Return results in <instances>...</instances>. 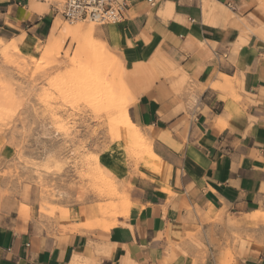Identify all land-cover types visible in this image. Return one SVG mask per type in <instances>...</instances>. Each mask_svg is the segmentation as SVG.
<instances>
[{"label": "crops", "instance_id": "obj_1", "mask_svg": "<svg viewBox=\"0 0 264 264\" xmlns=\"http://www.w3.org/2000/svg\"><path fill=\"white\" fill-rule=\"evenodd\" d=\"M44 6L0 0V38L46 40L57 15ZM101 28L127 73L152 68L123 82L126 118L148 137L158 170L98 156L130 202L108 229L77 204L43 217L35 194L20 185L6 195L0 179V264H264V245L249 238L228 263L188 239L198 211L256 222L264 200V0H132L122 21Z\"/></svg>", "mask_w": 264, "mask_h": 264}, {"label": "rangeland", "instance_id": "obj_2", "mask_svg": "<svg viewBox=\"0 0 264 264\" xmlns=\"http://www.w3.org/2000/svg\"><path fill=\"white\" fill-rule=\"evenodd\" d=\"M54 19L69 27L82 24L67 22L59 15ZM93 24L101 31L103 24ZM45 37L25 34L23 42L13 34L0 38V179L6 195H13L20 185L35 194L43 217H51L57 204H77L87 219H94L103 229L102 219L112 223L113 216L128 210L120 205L127 199L98 156L119 158L122 154L130 167L141 165L130 154L135 147L126 141L115 105L122 99L130 102L125 74L134 80L146 78L127 73L108 46L113 59L98 61L99 47L105 44L101 37H94L91 49L87 36L77 41L66 38L50 57L44 55ZM111 186L115 194H107ZM216 213L206 220L197 212L200 227L188 239L200 254L205 256L213 249L228 263L231 247L240 238L264 245V200L251 216L256 222ZM205 224L208 230L202 232Z\"/></svg>", "mask_w": 264, "mask_h": 264}, {"label": "bare ground", "instance_id": "obj_3", "mask_svg": "<svg viewBox=\"0 0 264 264\" xmlns=\"http://www.w3.org/2000/svg\"><path fill=\"white\" fill-rule=\"evenodd\" d=\"M32 6H33V4H32ZM45 9L43 7L37 8V10L41 11V12H42V10H45ZM79 21L82 22V24L77 25L75 27H69L67 25H62L61 22L57 19L53 20L51 28H50L49 33H48V36H47L45 43H44V55L46 57H50L55 51H57L60 48V45L63 42V40H65L66 38H71V40L77 41L81 37L87 36L90 39V43H89L90 48L89 49H91L92 46H94V41H95L94 37L95 36L101 37L100 36L101 31H99L100 30L99 27L97 25L93 24L95 22L92 20H89L91 22V24L87 23L88 20H78L76 22H79ZM12 46L14 48H16L17 44L12 45ZM99 48L101 49V53L100 54L98 53V56H97L98 61L107 60V59L112 60L113 59V57L111 56L112 54L110 53L109 49L107 48L106 43L104 45H101ZM93 54L95 55L94 52H93ZM131 72L134 75H136L137 78H144L145 77L147 79V77H149L152 73V68L150 65H147V64H138V65L134 66V68H133V70H131ZM130 76H131V74H130ZM130 103L131 102L126 103L122 99L115 105L117 111L119 112V116L121 117L122 127H123V129L125 128L126 141H130V143H132L135 147L134 151L131 152L130 154L133 157H135L137 160H139V162L141 163V165L143 167H145L147 169H151L153 171H157L158 166H159V158L153 152L151 145L149 143L148 137H146L137 126L131 124L126 118L125 111H126L128 105ZM135 168H137V167H135ZM106 191H107V194H115V188L113 186L109 187ZM129 203H130L129 201L125 200V201H122L120 203V205L125 206L126 209L128 210L129 205H130ZM110 206H112V205H110ZM216 212H217L216 210H213L212 212H207V214L204 215V218L207 220V219H209V217H211ZM219 217H221V214H220V216L219 215L217 216V218H219ZM100 225L104 229H108L109 226H111L112 224L102 223Z\"/></svg>", "mask_w": 264, "mask_h": 264}, {"label": "built area", "instance_id": "obj_4", "mask_svg": "<svg viewBox=\"0 0 264 264\" xmlns=\"http://www.w3.org/2000/svg\"><path fill=\"white\" fill-rule=\"evenodd\" d=\"M67 22L92 20L107 25L123 20L132 0H38ZM149 6L157 0H144Z\"/></svg>", "mask_w": 264, "mask_h": 264}]
</instances>
